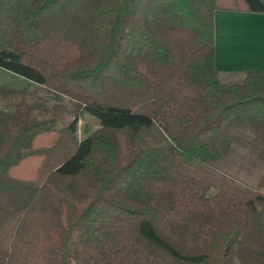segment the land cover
<instances>
[{
	"label": "trees",
	"instance_id": "1",
	"mask_svg": "<svg viewBox=\"0 0 264 264\" xmlns=\"http://www.w3.org/2000/svg\"><path fill=\"white\" fill-rule=\"evenodd\" d=\"M216 11L264 0H0L45 94L0 85V264H264V73L216 68Z\"/></svg>",
	"mask_w": 264,
	"mask_h": 264
},
{
	"label": "crops",
	"instance_id": "2",
	"mask_svg": "<svg viewBox=\"0 0 264 264\" xmlns=\"http://www.w3.org/2000/svg\"><path fill=\"white\" fill-rule=\"evenodd\" d=\"M215 66L223 73H264V14L216 11Z\"/></svg>",
	"mask_w": 264,
	"mask_h": 264
},
{
	"label": "rangeland",
	"instance_id": "3",
	"mask_svg": "<svg viewBox=\"0 0 264 264\" xmlns=\"http://www.w3.org/2000/svg\"><path fill=\"white\" fill-rule=\"evenodd\" d=\"M232 81L238 82L242 79L240 78H231ZM0 85L7 86L10 88L24 89L29 92L37 93L38 95H45L44 92L38 90L35 85L17 77H14L4 71L0 70ZM78 138L79 140H84L87 136L97 131L100 126L97 120L90 116H83L80 119Z\"/></svg>",
	"mask_w": 264,
	"mask_h": 264
}]
</instances>
